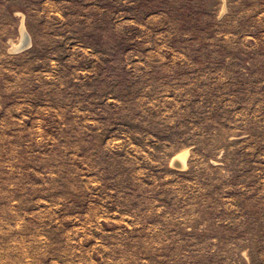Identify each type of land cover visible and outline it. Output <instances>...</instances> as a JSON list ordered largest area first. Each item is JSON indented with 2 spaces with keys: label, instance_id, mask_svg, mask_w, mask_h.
<instances>
[{
  "label": "rangeland",
  "instance_id": "obj_1",
  "mask_svg": "<svg viewBox=\"0 0 264 264\" xmlns=\"http://www.w3.org/2000/svg\"><path fill=\"white\" fill-rule=\"evenodd\" d=\"M0 264H264V0H0Z\"/></svg>",
  "mask_w": 264,
  "mask_h": 264
},
{
  "label": "water",
  "instance_id": "obj_2",
  "mask_svg": "<svg viewBox=\"0 0 264 264\" xmlns=\"http://www.w3.org/2000/svg\"><path fill=\"white\" fill-rule=\"evenodd\" d=\"M23 33H24L23 39L20 41V43L18 44V46L16 48H14L13 50L21 49V48H23L24 46L27 45V43H28V35L26 34V32H23ZM175 164L177 165L178 162H175Z\"/></svg>",
  "mask_w": 264,
  "mask_h": 264
},
{
  "label": "bare ground",
  "instance_id": "obj_3",
  "mask_svg": "<svg viewBox=\"0 0 264 264\" xmlns=\"http://www.w3.org/2000/svg\"><path fill=\"white\" fill-rule=\"evenodd\" d=\"M24 31L22 30V28H21V36H22V39H23V37H24V33H23ZM18 45H14L12 48L14 49V48H16ZM181 159V158H180Z\"/></svg>",
  "mask_w": 264,
  "mask_h": 264
}]
</instances>
